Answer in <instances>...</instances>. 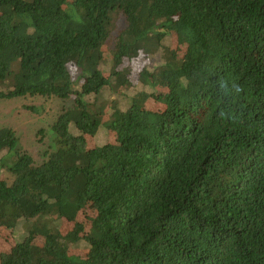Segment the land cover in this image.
Listing matches in <instances>:
<instances>
[{"label":"trees","instance_id":"16d2710c","mask_svg":"<svg viewBox=\"0 0 264 264\" xmlns=\"http://www.w3.org/2000/svg\"><path fill=\"white\" fill-rule=\"evenodd\" d=\"M22 97L54 113L35 156L0 127V264H264V0H0Z\"/></svg>","mask_w":264,"mask_h":264},{"label":"rangeland","instance_id":"374dc122","mask_svg":"<svg viewBox=\"0 0 264 264\" xmlns=\"http://www.w3.org/2000/svg\"><path fill=\"white\" fill-rule=\"evenodd\" d=\"M53 24L46 22L41 26L42 31L51 32ZM33 108H29V107ZM43 109L36 114L34 108ZM54 111L50 110L44 99L22 97L9 100H0V127H8L16 132L19 139V147L28 149L30 153L37 155L40 144L36 143V133L45 128L53 120ZM48 139V138H47Z\"/></svg>","mask_w":264,"mask_h":264}]
</instances>
